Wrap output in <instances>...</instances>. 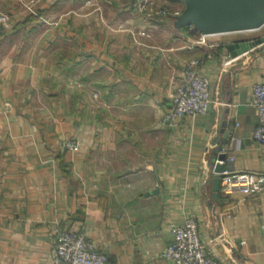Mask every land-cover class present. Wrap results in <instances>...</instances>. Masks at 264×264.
<instances>
[{"label": "crops", "instance_id": "obj_1", "mask_svg": "<svg viewBox=\"0 0 264 264\" xmlns=\"http://www.w3.org/2000/svg\"><path fill=\"white\" fill-rule=\"evenodd\" d=\"M30 1L0 0L11 16L0 35V264H52L57 230L85 234L110 264H159L189 217L217 264H264V192L212 191L218 147L232 170L264 173L250 106L264 49L233 58L235 40L201 44L172 16L148 27L136 0H35V15ZM191 61L210 81L209 112L162 124Z\"/></svg>", "mask_w": 264, "mask_h": 264}, {"label": "built area", "instance_id": "obj_2", "mask_svg": "<svg viewBox=\"0 0 264 264\" xmlns=\"http://www.w3.org/2000/svg\"><path fill=\"white\" fill-rule=\"evenodd\" d=\"M29 6H25L27 10H30ZM134 7L137 14L141 16L142 21L148 27L153 20L172 16L169 9L157 5L156 0H136ZM176 16L178 17L179 14L176 13L172 17ZM45 24L50 25L48 22H45ZM262 28L222 35H200L198 42L203 44L209 38L237 35L246 37L234 39V42H254L261 39L263 42L254 47L253 50L260 47L264 49V35L252 36ZM10 30L11 16L0 12V35L7 34ZM135 35L137 37L148 36L145 29L138 31ZM209 47H214V45H209ZM231 61L226 59L225 64L228 65ZM199 67L200 62L191 61L184 68L179 85L170 95V110L163 116L162 124L171 126L185 117L195 118L204 116L209 112L211 105L209 97L210 81L198 74ZM250 106L254 109L258 120L257 127L252 134V140L259 146L264 147V83L251 87ZM62 146L72 154H76L79 151L78 144L72 140L65 141ZM221 153L226 155L225 168L220 174L219 192L223 196L228 197L233 193H239L250 198L264 192V173L234 171L228 167L233 163L232 155L223 147L221 148ZM212 174L215 176L213 168ZM170 234L171 242L161 255L159 264H164L165 262H170L171 264H217L204 248L197 224L192 218H186L182 226L172 228ZM51 263L110 264L106 255L99 251L85 234L67 230L56 231Z\"/></svg>", "mask_w": 264, "mask_h": 264}, {"label": "water", "instance_id": "obj_3", "mask_svg": "<svg viewBox=\"0 0 264 264\" xmlns=\"http://www.w3.org/2000/svg\"><path fill=\"white\" fill-rule=\"evenodd\" d=\"M185 8L176 19L178 27L191 26L203 36L230 34L264 27V0H182ZM263 40L234 42L228 50L233 58L246 53ZM216 150L215 173L212 181L213 198L216 200L220 189V174L225 168L226 155Z\"/></svg>", "mask_w": 264, "mask_h": 264}, {"label": "rangeland", "instance_id": "obj_4", "mask_svg": "<svg viewBox=\"0 0 264 264\" xmlns=\"http://www.w3.org/2000/svg\"><path fill=\"white\" fill-rule=\"evenodd\" d=\"M97 2H98V0H97ZM127 4H129V1H127V0H123V1L119 2V5L121 6V8L127 7L128 6ZM156 4L159 6H163V7L168 8L169 12L172 16L173 15L175 16L176 13H178L180 16L182 14V12L184 11V8H185V5H184L182 0H178L177 2H175L174 0H161V1L156 0ZM34 5H35V0H31L30 3L27 4V6H29V9H30V10H28V12H32V14L35 15V11L33 9ZM94 5H95L94 0L93 1L89 0L85 4V6H88V7H93ZM0 12H2V11H0ZM178 17L176 16V18H178ZM45 22L50 23V21H48V20H46ZM256 34H258V33H255L252 36H256ZM250 36H248V37H250ZM245 37L246 36H237L236 35V36H222L220 38L224 39V40H231V39L234 40V39H241V38H245Z\"/></svg>", "mask_w": 264, "mask_h": 264}, {"label": "trees", "instance_id": "obj_5", "mask_svg": "<svg viewBox=\"0 0 264 264\" xmlns=\"http://www.w3.org/2000/svg\"><path fill=\"white\" fill-rule=\"evenodd\" d=\"M175 2H177L178 0H174Z\"/></svg>", "mask_w": 264, "mask_h": 264}]
</instances>
